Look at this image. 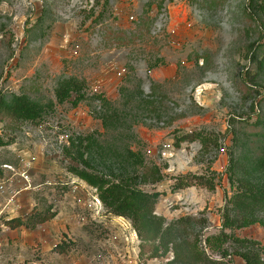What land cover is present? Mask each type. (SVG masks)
Listing matches in <instances>:
<instances>
[{
  "label": "rangeland",
  "instance_id": "1",
  "mask_svg": "<svg viewBox=\"0 0 264 264\" xmlns=\"http://www.w3.org/2000/svg\"><path fill=\"white\" fill-rule=\"evenodd\" d=\"M0 170V264H264V0H0Z\"/></svg>",
  "mask_w": 264,
  "mask_h": 264
},
{
  "label": "trees",
  "instance_id": "2",
  "mask_svg": "<svg viewBox=\"0 0 264 264\" xmlns=\"http://www.w3.org/2000/svg\"><path fill=\"white\" fill-rule=\"evenodd\" d=\"M131 101H134V102H137L136 100V97L134 96H131L126 99L125 101V106L130 108V112L134 109L136 110L138 106H134L133 105V102ZM144 101V100H143ZM142 100L141 101H138V103H142L143 102ZM129 117L131 118H134L135 115H133V113H130ZM110 118V121H112L113 123L111 125H114V124H118L119 126H125V124H128L127 122V117L124 115V116H121L117 113H113L112 115H110L109 117H105L104 116V119H109ZM117 135H122V133H116ZM116 136V135H115ZM117 137V136H116ZM87 148H91V143H87L86 146ZM104 153H109V151H104ZM237 161V160H236ZM239 161H241V159H239ZM2 177V171L0 170V178ZM84 181H86L87 184H89L90 186L94 187L95 189H97L98 192H100L99 194V197L101 198V200H103V197H102V194L101 192H104V193H107V192H111L112 194H115L117 193V186H108V188H105V183L107 181H100V182H97V181H93L92 179H88L86 177H83ZM177 182L176 183V186L174 187V190H181V189H185L187 187H190L191 185L187 184L185 182V180H178L177 179ZM246 197L248 195H245ZM251 196V195H250ZM243 203H245V201H241ZM255 201H253L254 203ZM249 204V203H247ZM55 214L56 213H36V214H32V216H30V218L27 220V221H23L21 218H14V219H11L9 221L6 222V225L11 228V229H16V228H20L22 226H26V227H29V221H32L34 222L35 221V225H41V224H44L50 220H52L54 217H55ZM61 249V247H60ZM247 264H253L251 260H247Z\"/></svg>",
  "mask_w": 264,
  "mask_h": 264
}]
</instances>
